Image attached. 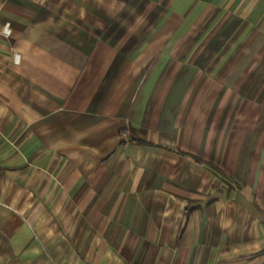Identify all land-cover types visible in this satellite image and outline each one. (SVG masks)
<instances>
[{"label":"crops","instance_id":"obj_1","mask_svg":"<svg viewBox=\"0 0 264 264\" xmlns=\"http://www.w3.org/2000/svg\"><path fill=\"white\" fill-rule=\"evenodd\" d=\"M0 264H264V0H0Z\"/></svg>","mask_w":264,"mask_h":264},{"label":"built area","instance_id":"obj_2","mask_svg":"<svg viewBox=\"0 0 264 264\" xmlns=\"http://www.w3.org/2000/svg\"><path fill=\"white\" fill-rule=\"evenodd\" d=\"M1 33L6 35L8 33V28L6 26V24H3L1 27Z\"/></svg>","mask_w":264,"mask_h":264},{"label":"trees","instance_id":"obj_3","mask_svg":"<svg viewBox=\"0 0 264 264\" xmlns=\"http://www.w3.org/2000/svg\"><path fill=\"white\" fill-rule=\"evenodd\" d=\"M194 161L198 162V163H201V164H204L202 161H200L199 159L197 158H193ZM204 165H207V164H204ZM212 170H214L216 172V170L214 168H212L210 165H208Z\"/></svg>","mask_w":264,"mask_h":264}]
</instances>
